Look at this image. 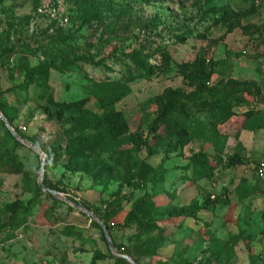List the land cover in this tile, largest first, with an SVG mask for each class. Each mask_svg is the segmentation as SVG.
<instances>
[{"label": "rangeland", "instance_id": "374dc122", "mask_svg": "<svg viewBox=\"0 0 264 264\" xmlns=\"http://www.w3.org/2000/svg\"><path fill=\"white\" fill-rule=\"evenodd\" d=\"M226 11L229 25H214ZM246 26L260 34L244 35ZM156 50L175 65L200 56L220 62L213 84L254 82L264 95V0H0V112L27 145L12 137L15 145L0 120V264H129L120 256L135 264H264V176L251 169L264 161V130L245 129L243 119L247 110L264 114V105L249 99V109L218 128L220 140L204 133L167 153L172 134L162 127L148 135L154 99L189 88L174 64L138 79L140 55ZM116 84L128 92L115 110L147 149L128 135L106 147L66 148L72 124L53 121L47 100L90 98L86 110L97 115L94 93ZM199 152L216 169L196 181L188 164ZM234 153L249 163L224 169ZM217 197L228 204L202 208ZM88 213L109 227L114 253Z\"/></svg>", "mask_w": 264, "mask_h": 264}, {"label": "trees", "instance_id": "16d2710c", "mask_svg": "<svg viewBox=\"0 0 264 264\" xmlns=\"http://www.w3.org/2000/svg\"><path fill=\"white\" fill-rule=\"evenodd\" d=\"M229 20L230 14L226 11L223 19L214 25H229ZM240 30L244 35L260 34L259 29L255 26L241 27ZM200 37L204 39V36ZM140 58L146 60V66L137 77H139L138 79L148 81L154 77L166 75V73L170 72L171 66L174 64L169 54L164 50H156L146 56L140 55ZM156 59H159L160 62L157 63ZM149 60H153V63H150ZM219 64L220 62L207 61L202 56L197 57L191 63L174 64L176 77L182 80L185 86L189 88V91L181 88L165 89L154 99L156 106L155 118L148 126V135L151 137L156 138L159 129L162 127L166 133L172 134L175 145L167 153H178V149L189 144L194 137L201 135L206 137L203 135L204 133L215 136L213 143L216 140H220L221 136L218 128L235 117V110L249 109V99L256 101L259 105H264L263 89L259 84L236 81L230 78L221 79L213 84L212 78ZM25 83L28 82L25 80ZM116 85L119 86L118 84ZM127 92L126 88L119 86L118 88L108 87L97 94L94 93L96 106L99 111H102L101 114L97 115L91 114L86 110L90 103V98L66 103L54 102L48 99V106L54 110L50 118L57 123H63L64 120L68 119L72 124L71 129L65 132L66 148H69L71 144L73 147L78 145L84 147V149L106 147L128 135L130 136V143L137 149L141 146L147 149V139L142 140L141 137L132 135L123 114L115 110V105L123 99ZM2 104L1 99V111L4 109ZM199 116H206V121H203L205 124L199 122ZM243 119L245 129L249 131H254L255 129L264 130V114L247 110L243 115ZM7 121L11 125V122L9 120ZM194 129L197 132L193 133ZM13 130L17 133V136H20L15 128ZM73 132L77 134L76 137L72 136ZM6 134L15 145H19L13 140L8 131ZM55 150L57 152L61 151L60 145H56ZM261 162L263 161L252 162V171ZM246 163L248 164L249 162L245 158L240 154L234 153L222 161V167L224 169H234L242 167ZM188 168L191 169L193 180L196 181L211 178L216 169V167L209 163V158L204 152L193 154L189 159ZM254 176L256 175L254 174ZM139 177L140 179L145 178L144 175ZM39 193L41 192L39 191ZM227 204L228 200L226 198L217 197L213 200H207L202 208L210 210V207L214 205L221 206ZM134 212L135 210L132 213ZM97 217L100 219V215ZM147 218L148 220L149 218L151 219V217ZM144 219L146 218L144 217ZM93 225L101 230L96 224L93 223ZM104 227L114 245L109 227L106 224H104ZM101 236L108 251L102 231ZM116 262L124 261L118 259Z\"/></svg>", "mask_w": 264, "mask_h": 264}, {"label": "water", "instance_id": "95a60500", "mask_svg": "<svg viewBox=\"0 0 264 264\" xmlns=\"http://www.w3.org/2000/svg\"><path fill=\"white\" fill-rule=\"evenodd\" d=\"M0 120L3 122V124L5 125L6 130L9 132V134H10L14 139H16L17 141H20L22 144H24L25 146H27L26 143H25L24 141L18 139V136L14 133L13 128H12L11 125L8 123V121L3 117V115L1 114V112H0ZM28 147H29V148H33V147H31V146H28ZM33 149H34L36 152L40 153L39 149H37V148H33ZM45 163H46V161L43 162V164H45ZM43 164L41 165L40 173L43 172V167H44ZM38 184H39V187L41 188V190H42L43 192H45V193H47V194H49V195H52V196H56V195H57V193H55V192H51L50 190H48L47 188H45V187L43 186V184H42L41 181H39ZM81 211H83V210H81ZM83 212H84V211H83ZM87 215H88V217H89L91 220L97 222L98 226L100 227V229H101V231H102V233H103L104 240H105V243H106V245H107V247H108V250L110 251V253H114V245H113V243H112V241H111V239H110V237H109V235H108V233H107L106 228H105L101 223H99L98 220H97L93 215H91V214H89V213H88ZM120 258L123 259V260H125V261L128 262L129 264H135L134 261L131 260V259H130L129 257H127V256H120Z\"/></svg>", "mask_w": 264, "mask_h": 264}, {"label": "built area", "instance_id": "2783aa9c", "mask_svg": "<svg viewBox=\"0 0 264 264\" xmlns=\"http://www.w3.org/2000/svg\"><path fill=\"white\" fill-rule=\"evenodd\" d=\"M41 12V10H40ZM264 75V72H263ZM254 174L256 175L257 178H261L264 176V161L261 162L255 169H254Z\"/></svg>", "mask_w": 264, "mask_h": 264}]
</instances>
